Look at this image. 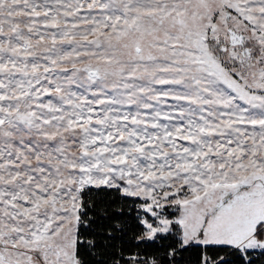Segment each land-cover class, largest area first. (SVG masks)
<instances>
[{
	"label": "rangeland",
	"instance_id": "1",
	"mask_svg": "<svg viewBox=\"0 0 264 264\" xmlns=\"http://www.w3.org/2000/svg\"><path fill=\"white\" fill-rule=\"evenodd\" d=\"M92 187L264 251V0H0V264H75Z\"/></svg>",
	"mask_w": 264,
	"mask_h": 264
},
{
	"label": "trees",
	"instance_id": "2",
	"mask_svg": "<svg viewBox=\"0 0 264 264\" xmlns=\"http://www.w3.org/2000/svg\"><path fill=\"white\" fill-rule=\"evenodd\" d=\"M141 205L139 199L125 196L117 188L84 189L75 264H264V251L242 253L220 243L182 245L177 226L170 234L144 240ZM167 214L176 213L168 208ZM263 233L264 228L256 236Z\"/></svg>",
	"mask_w": 264,
	"mask_h": 264
},
{
	"label": "water",
	"instance_id": "3",
	"mask_svg": "<svg viewBox=\"0 0 264 264\" xmlns=\"http://www.w3.org/2000/svg\"><path fill=\"white\" fill-rule=\"evenodd\" d=\"M227 19H228V15H227ZM229 39H230V41L237 40L236 42L231 43L232 46L233 45L236 46V45H239L241 43L242 37L239 34H236L233 31L229 30ZM226 49H227L226 47H222L221 52H225ZM244 54H248L247 50H244L242 55H244Z\"/></svg>",
	"mask_w": 264,
	"mask_h": 264
}]
</instances>
